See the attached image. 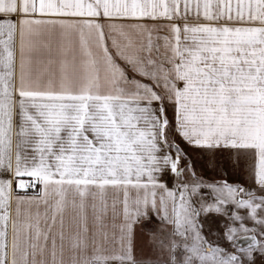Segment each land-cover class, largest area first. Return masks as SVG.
<instances>
[{
	"label": "snow or ice",
	"instance_id": "6c2138e0",
	"mask_svg": "<svg viewBox=\"0 0 264 264\" xmlns=\"http://www.w3.org/2000/svg\"><path fill=\"white\" fill-rule=\"evenodd\" d=\"M0 264H264V0H0Z\"/></svg>",
	"mask_w": 264,
	"mask_h": 264
}]
</instances>
